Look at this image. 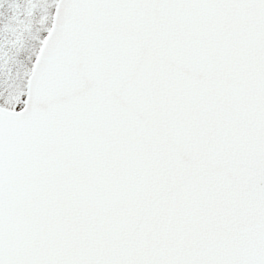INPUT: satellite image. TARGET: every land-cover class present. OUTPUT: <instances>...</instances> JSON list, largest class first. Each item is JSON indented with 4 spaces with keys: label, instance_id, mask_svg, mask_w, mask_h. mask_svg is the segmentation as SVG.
<instances>
[{
    "label": "snow or ice",
    "instance_id": "6c2138e0",
    "mask_svg": "<svg viewBox=\"0 0 264 264\" xmlns=\"http://www.w3.org/2000/svg\"><path fill=\"white\" fill-rule=\"evenodd\" d=\"M0 264H264V0H0Z\"/></svg>",
    "mask_w": 264,
    "mask_h": 264
}]
</instances>
